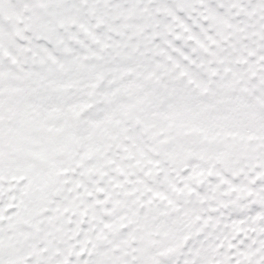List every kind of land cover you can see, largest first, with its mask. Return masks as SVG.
<instances>
[{
    "label": "snow or ice",
    "instance_id": "snow-or-ice-1",
    "mask_svg": "<svg viewBox=\"0 0 264 264\" xmlns=\"http://www.w3.org/2000/svg\"><path fill=\"white\" fill-rule=\"evenodd\" d=\"M0 264H264V0H0Z\"/></svg>",
    "mask_w": 264,
    "mask_h": 264
}]
</instances>
